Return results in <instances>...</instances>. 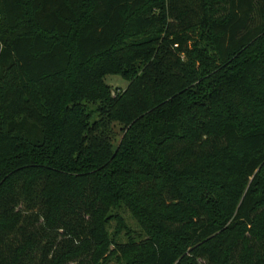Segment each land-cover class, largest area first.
Returning a JSON list of instances; mask_svg holds the SVG:
<instances>
[{
    "label": "trees",
    "instance_id": "obj_1",
    "mask_svg": "<svg viewBox=\"0 0 264 264\" xmlns=\"http://www.w3.org/2000/svg\"><path fill=\"white\" fill-rule=\"evenodd\" d=\"M110 259L264 264V0H0V264Z\"/></svg>",
    "mask_w": 264,
    "mask_h": 264
},
{
    "label": "rangeland",
    "instance_id": "obj_2",
    "mask_svg": "<svg viewBox=\"0 0 264 264\" xmlns=\"http://www.w3.org/2000/svg\"><path fill=\"white\" fill-rule=\"evenodd\" d=\"M200 43H201L200 44L201 51H203L205 53L209 52L210 49L208 46V42L206 40H201ZM106 82L112 87L113 91L125 89L129 85L128 80H126L123 76L117 75V74L108 75L106 77ZM115 131L118 134L115 144L118 145L122 136H123V126H121L119 124L115 125ZM120 218H123L124 221L126 222V225L134 232L133 235H135V232H136L135 236L138 237L137 234L140 233L141 230H140L137 222L133 218V216L123 206H120V207L114 209L111 213L110 230H111L112 234L114 235V233L117 229L118 220H120ZM125 233H126V231H124L121 236L117 237V239L119 241H122V242L126 241L127 236ZM104 264H119V263L115 259H110L108 262H106Z\"/></svg>",
    "mask_w": 264,
    "mask_h": 264
}]
</instances>
